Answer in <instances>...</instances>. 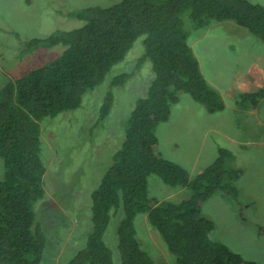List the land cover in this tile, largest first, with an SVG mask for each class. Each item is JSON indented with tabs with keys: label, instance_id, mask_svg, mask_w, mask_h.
<instances>
[{
	"label": "trees",
	"instance_id": "obj_1",
	"mask_svg": "<svg viewBox=\"0 0 264 264\" xmlns=\"http://www.w3.org/2000/svg\"><path fill=\"white\" fill-rule=\"evenodd\" d=\"M65 16L84 25L32 39L21 55L57 46L65 48L62 54L0 88V157L5 168L0 180V264H40L48 243L33 210L45 197L40 122L80 108L83 95L105 82L111 68L124 60L141 36H145V54L136 67L150 61L154 78L128 119L121 149L91 194L92 230L85 248L69 264H114L104 237L112 217L119 213L116 251L120 264H156L137 240L135 219L141 214L147 216L176 264H258L246 261L221 241H211L216 225L202 215L203 204L217 192L241 205L236 182L243 172L229 165L235 156L219 149V158L191 178L182 160L158 152L156 129L168 121L181 93L189 94L209 114L226 108L199 69L189 46L194 32L185 29V16L198 30L233 21L264 43V8L248 0H123L111 7L74 9ZM132 75L114 78L111 86H123ZM245 99L252 100L247 110L258 109L264 91ZM112 107L110 92L99 120ZM153 176L171 189H187L190 196L180 202L158 198L150 190ZM257 228L258 235L264 236V226Z\"/></svg>",
	"mask_w": 264,
	"mask_h": 264
},
{
	"label": "rangeland",
	"instance_id": "obj_2",
	"mask_svg": "<svg viewBox=\"0 0 264 264\" xmlns=\"http://www.w3.org/2000/svg\"><path fill=\"white\" fill-rule=\"evenodd\" d=\"M121 1L0 0V88L8 80L26 75L62 54L65 48L57 46L21 55L32 39H44L57 31H70L84 25L82 21L67 18L68 11L111 7ZM248 1L264 8V0ZM184 27L194 32L189 46L203 77L222 96L226 108L209 114L189 94L181 93L168 121L156 129L157 150L171 160H182L191 178L219 158V149L239 155L238 161L234 159L229 165L243 172L236 182L241 205L237 206L234 198L217 192L203 204L202 215L213 219L216 225V230L209 235L211 241H221L246 261L264 264V236L258 235L257 230V225L264 226V159L258 157L264 149L252 148L257 144L256 139L264 140V100L255 112L247 110L252 100L245 99L264 89L251 92L245 86L244 92L228 98L229 94L232 97L229 91L239 89V81L245 76L254 79L253 87L258 80L255 72L264 76V43L233 21L214 23L206 30H198L192 19L185 16ZM144 39L145 36H141L135 41L124 60L111 68L102 85L83 95L80 108L40 122L45 197L34 204L33 210L48 240L40 264H69L85 248L87 235L92 230L91 194L112 164L113 156L121 149L128 119L137 101L147 96L154 78L150 61L136 67L145 54ZM237 72L243 75L238 76ZM128 73L133 75L123 86H111L114 78ZM110 92L113 107L101 121L100 110ZM231 136L234 146L239 147L235 141L238 137L246 142L248 149L245 152L232 150L228 140ZM176 144L181 148H176ZM4 172L0 157V180ZM149 185L151 194L160 199L171 197L180 202L190 196L187 189H171L157 176L149 179ZM121 219L120 213L112 217L104 237L113 251L114 264H120L116 230ZM135 228L141 249L154 262L158 259L159 264H176L145 214L136 217Z\"/></svg>",
	"mask_w": 264,
	"mask_h": 264
},
{
	"label": "crops",
	"instance_id": "obj_3",
	"mask_svg": "<svg viewBox=\"0 0 264 264\" xmlns=\"http://www.w3.org/2000/svg\"><path fill=\"white\" fill-rule=\"evenodd\" d=\"M237 73L239 74L238 76L243 75V73H241V72H237ZM255 77H256L258 80H257V83H256V85H255L254 87H253V85H252L254 79H253L251 76L247 75V76H245L242 80L239 81V89L229 91V92L232 94V97L230 98V94H229V95H228V98H229V99H233V98H235L238 94L244 92L245 89H243V87H245V86H248V88H249V90H250L251 92L257 91V90H259V89H264V88H263V86H264V76H262L260 72H255ZM239 92H240V93H239ZM226 97H227V96H226ZM250 111H252V110H250ZM254 111L256 112L257 109L254 110ZM228 140H229V142L232 144V145L230 146V148H231L232 150H233V148H235V150L238 151V152H245V151L248 149V148L246 147V142H245L244 140L238 138V137H235V141H237L236 143L239 145V147L234 146V144H233L234 137H232V136H231V137H228ZM255 141L257 142V144H256L255 146L252 147L253 149H257V150L264 149V140H260V141H259V140L256 139ZM236 148H238V150H237ZM236 154H237V153H236ZM234 156H235V155H234ZM238 156H239V155L235 156V159H236L235 161H238ZM258 157H259L260 159H264V150H263V151H260ZM238 181H239V180H238ZM247 206L249 207L250 204L248 203ZM228 207H230V206H228Z\"/></svg>",
	"mask_w": 264,
	"mask_h": 264
},
{
	"label": "clouds",
	"instance_id": "obj_4",
	"mask_svg": "<svg viewBox=\"0 0 264 264\" xmlns=\"http://www.w3.org/2000/svg\"><path fill=\"white\" fill-rule=\"evenodd\" d=\"M167 251H168V250H167ZM169 253H170V252H169ZM170 254H171V253H170ZM171 255H172V254H171ZM172 256H173V255H172ZM157 260H158V259H156V262H155V263H156V264H159V263L157 262Z\"/></svg>",
	"mask_w": 264,
	"mask_h": 264
}]
</instances>
